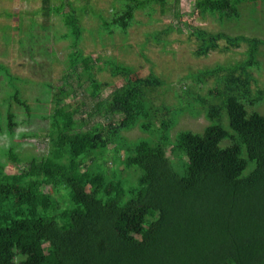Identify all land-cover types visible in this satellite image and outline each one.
Listing matches in <instances>:
<instances>
[{"label": "trees", "instance_id": "1", "mask_svg": "<svg viewBox=\"0 0 264 264\" xmlns=\"http://www.w3.org/2000/svg\"><path fill=\"white\" fill-rule=\"evenodd\" d=\"M126 1L103 21L104 34H126L135 14L149 10L151 16L155 4L164 13L165 0ZM261 2L194 0L191 14L237 20L242 3L256 8ZM76 9L68 0L61 7L41 0L44 29L53 13L64 14L60 39L70 42L68 74L45 116L46 152L25 160L10 150L6 159L17 173L0 163V264H264V113L254 109L264 104V85L254 89L253 75L264 41L185 24L196 58L245 50L235 63L192 73L200 88L210 85L204 95L182 89L174 107L156 103L164 82L153 72L141 77L132 66L77 49L84 29ZM173 30L167 26L147 38L164 45ZM105 71L122 84L104 97L110 85L96 75ZM0 75L13 88L5 116L12 136V104L32 115L15 90L27 81L2 63ZM183 97L191 99L186 107ZM186 109L193 117L204 113L209 123L201 133L172 137ZM135 128L147 139L123 136ZM131 167L138 183L125 190L117 176Z\"/></svg>", "mask_w": 264, "mask_h": 264}, {"label": "rangeland", "instance_id": "2", "mask_svg": "<svg viewBox=\"0 0 264 264\" xmlns=\"http://www.w3.org/2000/svg\"><path fill=\"white\" fill-rule=\"evenodd\" d=\"M68 2L77 8L80 24L84 29L82 41L77 49L80 48L85 55L93 58L112 59L132 66L141 77L151 72L158 75L164 85L154 93L157 104L179 107L178 94L181 95L184 88L188 89V94L195 92L204 95L210 83L200 88L190 78L192 73L216 64L235 63L243 57L244 46L228 53L215 51L207 57H194L192 52L196 48V40L189 36L185 24L192 22L210 32L220 31L231 36L244 35L264 41V2L258 4L256 8L251 3H242L239 6V19L219 22L216 17L208 16L200 20L192 15L194 0H165L163 14L159 4L151 7V16L146 14L149 10L138 11L132 27L126 34L115 30L112 35L101 31L102 23L104 20L108 21L113 12L123 9L126 0H68ZM52 4L61 7L63 0H52ZM40 6L41 0H0V63L6 65L13 76L27 81L18 83V87L16 83L15 90L17 92L18 89L19 94L29 103L32 113L30 117L26 116L23 109L13 103L11 110L15 113L17 127L14 135L7 133L5 116L9 108L8 95L13 92V88H10L0 75V163L7 161L6 154L10 150L25 160L46 152V140L43 136L47 130L45 116L51 110L52 92L68 74L66 56L71 51L70 42L60 39L66 30L62 21L64 14L56 16L53 13L49 17L50 23L44 29L43 18L39 13ZM68 10L69 8H64V12ZM167 26H173L174 30L165 36L164 45L163 43L156 45L147 38L149 34L163 30ZM219 44L223 46L224 42L221 41ZM258 60L261 65L253 69L257 83L254 89L264 85V47L259 50ZM96 77L110 85L103 92L104 97L112 90V85L122 84L121 79L110 77L107 71L98 73ZM184 97L182 98L184 104L181 107H186L188 102H191V99ZM254 109L264 113V104ZM190 111L186 109L178 119V123L171 131L172 137L183 130L201 133L207 126L209 122L204 113L193 117ZM146 134L135 128L124 132L123 136L135 141L147 139ZM167 155L172 159L169 149ZM5 170L8 174L17 173V167H12L8 161ZM136 170L135 167L125 168L123 174H118L117 178L121 180L125 190L137 186L139 173L137 172L138 175L133 173ZM48 191L58 197L50 189ZM127 198L126 195L125 200Z\"/></svg>", "mask_w": 264, "mask_h": 264}]
</instances>
